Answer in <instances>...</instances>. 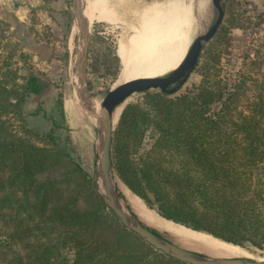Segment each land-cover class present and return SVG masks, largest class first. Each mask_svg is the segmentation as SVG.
Masks as SVG:
<instances>
[{"label": "rangeland", "instance_id": "374dc122", "mask_svg": "<svg viewBox=\"0 0 264 264\" xmlns=\"http://www.w3.org/2000/svg\"><path fill=\"white\" fill-rule=\"evenodd\" d=\"M91 1L93 6L82 0H0V69L3 73L0 88L21 90L14 86L24 85L25 78L35 73L50 83V91L53 92V96L46 99L48 101L42 97L35 99V96H30L20 104L14 101L15 105L1 113L2 119L10 132L24 140V144L14 142L16 146L50 150L63 160L57 164L54 162L56 158H50L49 169L41 171L33 166L37 181L33 186L23 180L18 187L11 182L3 183L6 178L0 168V262L21 260L31 264L39 259L38 253L44 245L49 244L55 246V249L38 264H44L49 259L63 264L74 262L76 248L73 241L63 240L64 233L71 229L57 220L46 219L47 214H43L45 210L38 198L44 190L38 184L55 181L57 190L66 191L65 194H82L84 201L77 204L80 209L91 208L87 201V189L76 185L79 180L77 170L81 168L88 174L95 187L99 166L98 150L105 129L99 131L95 128L87 119V111L96 107L102 117L101 105L107 94L125 84L119 83V48L128 44L132 35L135 36L134 29L139 25L154 21L158 27L163 28L165 23L175 21L178 23L174 27L175 33L186 39L188 54L195 40L205 35L217 18L213 0ZM225 3L231 5V23L224 22L227 30L221 35V28L215 38L205 45L193 75L171 98L194 92L205 81L217 80L224 86V98H227L234 85L243 77L245 88L242 98L238 100V111L258 114L264 124V112H260L264 104V0H225ZM102 15L112 16L115 21H98L97 18ZM96 34L104 39H98ZM113 52L119 58L118 64L108 58ZM174 70L158 77H165ZM156 92L160 91H150L151 94ZM69 97L74 99L76 110L84 116L85 127L94 139L92 141L91 137L84 135L79 151L71 140L70 135L74 131L66 127L63 116L61 103ZM6 98L7 94H4L0 99L4 106L8 104ZM145 98L146 93L135 94L126 101L114 125V133L124 110L131 104L144 103ZM257 103L259 107H256ZM67 108L71 115L69 105ZM220 108L221 104L214 105L212 111L217 112ZM153 138L151 132H148L140 149L141 154L152 147ZM93 142L96 144L97 156ZM17 160L22 166L21 155ZM5 170L9 173V169ZM116 180L119 182L120 188L116 187L124 206L130 207L144 224L172 241L170 234L159 226L160 221L166 219L155 210H150L118 176ZM97 187L103 191L100 182ZM60 201L52 195L53 205L49 206V210L57 207L56 203L61 204ZM71 215L68 214L70 223ZM93 234L100 236L102 231ZM89 236L83 233L77 238L86 241ZM242 250L246 257L240 259L264 261V246L245 244Z\"/></svg>", "mask_w": 264, "mask_h": 264}, {"label": "trees", "instance_id": "16d2710c", "mask_svg": "<svg viewBox=\"0 0 264 264\" xmlns=\"http://www.w3.org/2000/svg\"><path fill=\"white\" fill-rule=\"evenodd\" d=\"M223 5L225 23L230 24L231 5L225 0ZM226 27L222 26L221 35ZM108 58L119 63L114 52ZM2 74L0 69V77ZM242 80L243 77L227 98L218 80L205 81L196 91L176 98L161 92L146 93L144 103L131 104L124 110L113 136L112 160L122 182L163 219L240 248L245 244L261 247L264 246V124L258 114L238 111V100L245 88ZM14 87L21 90L0 88V99L7 94L8 103L7 106L0 103V168L6 178L3 183L11 182L18 187L23 180L33 186L37 182L33 166L41 171L49 169L50 158H56L57 164L63 160L50 150L16 146L14 142L24 144V140L9 131L1 113L15 105L14 101L20 104L30 96L46 94L50 83L32 73L25 78L24 85ZM217 104L221 108L213 112L212 107ZM255 105L259 107L258 103ZM261 111L264 112V104ZM148 132L154 143L141 154ZM19 155L22 166L17 160ZM77 172L76 185L87 189L91 208L80 209L77 204L84 201L82 194H65L66 191L57 190L55 181L38 184L44 190L38 198L46 219L57 220L71 229L64 233L63 240H72L76 248L72 264H186L156 250L126 228L95 190L90 176L81 168ZM52 195L61 199V204L56 203L57 207L49 210ZM68 214H72L71 223ZM98 230L102 234L94 235ZM83 233L90 235L88 240L77 238ZM54 249L52 244L44 245L39 259L31 264L40 263ZM0 264L27 263L20 260ZM44 264L63 263L49 259Z\"/></svg>", "mask_w": 264, "mask_h": 264}, {"label": "water", "instance_id": "95a60500", "mask_svg": "<svg viewBox=\"0 0 264 264\" xmlns=\"http://www.w3.org/2000/svg\"><path fill=\"white\" fill-rule=\"evenodd\" d=\"M213 6L217 14L214 25L205 35L195 40L185 59L176 70L165 77L139 79L125 83L110 91L105 97L101 105V111L105 120V136L100 140L98 150L99 166L97 168L95 188L126 228L137 234L143 241L156 250L179 262L186 264H264V261L243 258L216 259L181 248L156 230L157 234L154 233L130 207H125L114 184L117 176L113 167L112 143L116 111L135 94L158 90L163 94L172 96L183 88L196 70L205 45L215 38L225 22L226 11L223 0H213ZM99 182L103 186V191L98 190L97 186Z\"/></svg>", "mask_w": 264, "mask_h": 264}, {"label": "bare ground", "instance_id": "6f19581e", "mask_svg": "<svg viewBox=\"0 0 264 264\" xmlns=\"http://www.w3.org/2000/svg\"><path fill=\"white\" fill-rule=\"evenodd\" d=\"M88 4L90 6L94 3L89 2ZM92 19L93 17H91ZM97 19L100 22L113 23L115 21L114 17L104 15L99 16ZM165 24V27L160 28L156 25V22L148 21L144 25L137 26L136 29L133 28L135 36L132 35L128 44L122 45L118 50V55L121 59L119 83L158 78L161 74H165L174 68L176 70L180 66L187 54L186 39L179 33H175L176 28L174 27L178 25L177 22L172 21V23L167 22ZM121 112L122 108L120 107L116 111L114 125L118 122ZM87 113V119L95 128L99 131L103 128L105 129L103 114L100 117V111L96 107L91 108ZM114 184L119 187L117 180ZM159 226L170 234L172 241L176 245L183 249L216 259L246 257V253L242 248L227 244L212 236L195 232L166 220H161Z\"/></svg>", "mask_w": 264, "mask_h": 264}, {"label": "crops", "instance_id": "0c3cea01", "mask_svg": "<svg viewBox=\"0 0 264 264\" xmlns=\"http://www.w3.org/2000/svg\"><path fill=\"white\" fill-rule=\"evenodd\" d=\"M61 2V1H60ZM83 3L88 4V2H91V0H82ZM61 5V3H60ZM52 90V88H51ZM51 95L53 96V92L49 91L42 95V96H35V99H39L40 97H42L41 99H43L44 101H48L46 99H48L49 97H51ZM67 100V101H65ZM69 102V103H67ZM74 99L72 97L66 98L63 101V111H64V120L66 122V127L70 130H73L74 133L71 134V140L73 142L74 147L76 148L77 151H79L81 149V141L84 135H88L89 137L92 138V141H94L93 136L91 134V132H89V130L85 127L84 124V116L81 115V113L79 112V110L77 111V107L76 104L74 103ZM47 103V102H46ZM68 105L69 108L72 110V114L70 115L68 112ZM78 112V113H77ZM79 120V121H78ZM82 121V122H81ZM94 144V149H95V156H97V152H96V144L95 142H93ZM97 158V157H95ZM96 160V159H95Z\"/></svg>", "mask_w": 264, "mask_h": 264}]
</instances>
